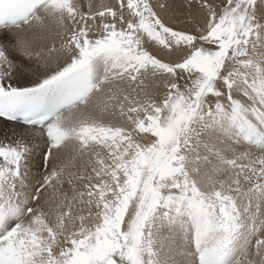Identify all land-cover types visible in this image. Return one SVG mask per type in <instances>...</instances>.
<instances>
[{
  "label": "snow or ice",
  "instance_id": "obj_1",
  "mask_svg": "<svg viewBox=\"0 0 264 264\" xmlns=\"http://www.w3.org/2000/svg\"><path fill=\"white\" fill-rule=\"evenodd\" d=\"M197 2L204 26L192 33L149 0L88 12L79 0H0V264H264V0ZM46 21L63 61L12 83L11 33ZM68 143L87 160L67 173L73 197L46 213L41 199L69 167L48 165ZM77 200L87 216L73 215Z\"/></svg>",
  "mask_w": 264,
  "mask_h": 264
},
{
  "label": "bare ground",
  "instance_id": "obj_2",
  "mask_svg": "<svg viewBox=\"0 0 264 264\" xmlns=\"http://www.w3.org/2000/svg\"><path fill=\"white\" fill-rule=\"evenodd\" d=\"M86 1L89 3L88 0H79V3L81 5V11H83V12H88L86 9L87 7H85ZM94 1H96V0H91L90 2H94ZM107 1H109V0H107ZM111 1L114 2L116 0H111ZM193 1L195 3H198L197 0H193ZM213 1L217 6L221 2V0H213ZM183 2H184V0H178V5H176V2L174 0H169L168 4L174 5V8L176 9L177 14L179 15V17H181L179 19L173 20L170 25L174 26L175 24H177L179 22L177 24V26L179 25L180 29L191 28L192 30L197 29L199 26H203L204 17L203 16L200 17L199 7L197 5H190V8H189V6H183ZM45 23H46V27L44 29H41V30H37L34 32L22 31L18 34L16 32L11 33V37L13 39H16L15 40L16 42L14 45H12V43H11L9 45V47L12 49L11 55L17 61L18 68L20 70L19 73L17 74V76L12 81V83L18 84V85H29L34 80H36L38 73L42 72L46 66H48L50 64L51 67H55L58 62L63 61V56L61 55V53L59 51L61 49V44L63 42V37L58 34L61 30L58 28V26L54 22L46 21ZM53 47L57 51L49 53V49H51ZM36 52H39L40 55L36 56L35 55ZM170 54H171L172 60H175L174 52H171ZM22 55H23V57H22ZM149 79H151V78H149ZM149 85H150V80L148 81V86ZM97 111H98L97 109L90 108V109L86 110L85 115H87L89 113H95ZM39 137H40V135L37 132L35 137L32 138L33 149H34L35 145L37 146V149L41 148V147H39L41 144ZM70 144L69 143L67 144L68 146H67L66 150H64V148H63V150H62L63 154H64L63 157L66 155L71 160H73L75 158L78 159L77 158L78 156H76L74 154V152H70L72 150L71 148H69ZM36 160L35 161L33 160V167H36L37 164H39L38 162H36ZM53 160H55V159H53ZM66 160H67V158H66ZM86 160H87V157H84L83 159L81 158L79 160L80 161L79 163L83 164L84 161H86ZM244 162H247V161H244ZM52 163L54 164V162H52ZM36 169L40 170V169H38V167ZM80 171H81V169H80ZM36 172H38V171H35L33 173L34 176H35ZM66 180L67 179L65 178V181ZM65 181H63V182H65ZM66 184H68V183H66ZM58 186H62V185H58ZM76 187L79 189V188H81V185L79 183H77ZM65 188H66V190H65ZM61 189H62V187H61ZM63 190L66 192V196L68 198H70L74 195L73 191L71 190V185H69V184L67 185V187L64 186ZM47 192H50V193L46 194ZM58 193H59L58 188H57V190H55V188H52V189L48 188L46 190V192H45V194H44V196L40 202V204L43 207L45 212H46V210L49 213L53 212L51 209L53 207L56 208V204L59 200V199H57V196H59ZM45 197L48 198L50 203L48 202L47 204H45L43 206V204H44L43 201H45ZM60 200H62V199H60ZM60 200H59V202H60ZM52 204H54V205H52ZM73 210L74 211H84L82 214H79V215L87 216V212H88L87 206L84 204H80L78 202V200L73 202ZM87 222L90 223L91 221H87ZM77 223H78V221H77ZM256 238L257 237H253L252 241L255 240ZM254 253H255V248L253 249V247H250L248 258L250 260L259 261L260 257L254 256ZM177 259H179V257H177Z\"/></svg>",
  "mask_w": 264,
  "mask_h": 264
},
{
  "label": "rangeland",
  "instance_id": "obj_3",
  "mask_svg": "<svg viewBox=\"0 0 264 264\" xmlns=\"http://www.w3.org/2000/svg\"><path fill=\"white\" fill-rule=\"evenodd\" d=\"M89 1V3L86 1L85 2V7H87L86 9H87V11H100V10H103L104 8H106V7H118V4H119V0H116V1H114V2H112L111 0H109V1H107V0H96V1H94V2H90L91 0H88ZM175 2H176V5H178V0H174ZM149 2H150V4L153 6V8H154V10L157 12V14L159 15V17L165 22V24H167V25H169V26H171V27H173L174 29H176V30H181V31H186V32H192V33H195L196 32V30L197 29H199V28H202L203 26H204V24H203V26H199L197 29H195V30H192L191 28H188V29H185V28H183V29H180L179 28V25L177 26V24L179 23H177V24H175L174 26H172V25H170L171 24V22L173 21V20H175V19H179V18H181V17H179V15L177 14V12H176V9L174 8V5H169L168 4V2H169V0H149ZM211 2L213 3V5L214 6H216V7H218V8H222V6H223V0H221V2H220V4L217 6L215 3H214V1L213 0H211ZM191 5H197L198 7H199V9H200V17H204V13H205V10H203V9H201V7L199 6V3H195L194 1H193V3H191ZM183 6H189V8H190V5H189V0H184V2H183ZM188 8V9H189ZM124 15H125V17L127 18V16H128V11H127V9L125 8L124 10ZM16 39H13V42H12V45H14L15 44V41ZM151 50H152V52L154 53V54H157V56H158V58H163L164 59V61L165 62H169V61H178V60H180V59H182V53L181 52H174V55H175V60H172V58H171V54H170V52H168V50H161L160 49V46H158V45H154V46H152L151 47ZM20 54V53H19ZM22 57H23V55H22ZM25 58V57H24ZM29 59V58H28ZM150 80V85L148 86V88H147V91L149 92V94L157 101V102H160L162 99H163V97H164V95H165V90L163 89V85H162V82L161 81H159V80H154L153 78H151V79H149ZM138 98H140V99H143L144 97H143V93H140V96L138 97ZM90 109V108H89ZM92 115H95V116H98L99 115V112L97 111V112H95V113H91ZM88 115V114H87ZM113 123H115V124H117L118 126H125V127H128L129 126V124L126 122V121H120V120H114V121H112ZM141 135H143V134H141ZM140 137L139 136H137V139H139ZM39 139H40V141H41V144H40V146L39 147H41V148H39V149H37V146L35 145L34 146V152H33V160L35 161L36 159V162H38L39 164H37V166L36 167H33V173L35 172V171H38V172H36V174H35V177L37 178V179H39L41 176H43V174H45V172L43 171V170H41L40 169V166H41V163H42V155H43V152H44V150H45V141H44V139L43 138H41V137H39ZM143 142V141H142ZM70 144V143H69ZM68 146V145H67ZM67 146L66 147H64V150H66L67 149ZM69 148H71L72 150L70 151V152H74L73 151V144L71 143L70 144V147ZM68 148V149H69ZM63 150V149H62ZM61 150V152H58V153H56L57 155H55L53 158H52V160H51V162H50V164L48 165V170H50L52 167H57L58 165H61V164H68L69 165V167H67L66 169H65V176H64V179H63V181H65V178L67 179V173L68 172H77V171H80V169L81 170H83V164L82 163H79L80 161V157H77L78 159H73V160H71L70 158H68V156H64L63 157V151ZM60 153V154H59ZM75 154V153H74ZM58 156V157H57ZM61 156V157H60ZM38 157V158H37ZM41 157V158H40ZM65 158V159H64ZM66 158H67V160H66ZM80 158V159H79ZM53 159H55V160H53ZM60 159V160H59ZM64 159V160H63ZM41 162H40V161ZM64 161V162H63ZM52 162H54V164L52 163ZM82 166H81V165ZM40 165V166H39ZM38 167V169H40V170H37L36 168ZM89 171H90V169H89ZM43 173V174H42ZM67 183V180L65 181V182H63L62 183V186H58V185H56L55 187H49V188H55V190H57V188H58V194H59V196H57V199H62V200H64L65 199V196H66V192L63 190V188H64V186L65 187H67V185L68 184H66ZM64 184V185H63ZM61 187H62V189H61ZM65 190H66V188H65ZM50 192H47L46 194H49ZM45 194V193H44ZM73 197V196H72ZM72 197H70L69 199H71ZM59 200H58V202H57V204L59 203ZM62 200H60V201H62ZM49 202V200H48V198L47 197H45V201H43V206L45 205V204H47ZM50 203V202H49ZM55 204V203H54ZM54 204H52V205H54ZM56 204V205H57ZM35 206V205H34ZM49 207V206H48ZM53 212H54V210H55V208L53 207L52 209H51ZM84 211H74L73 210V215H79V214H82ZM46 213H49L47 210H46ZM254 243H255V240H253L252 241V244L254 245ZM253 249H254V247H253Z\"/></svg>",
  "mask_w": 264,
  "mask_h": 264
}]
</instances>
